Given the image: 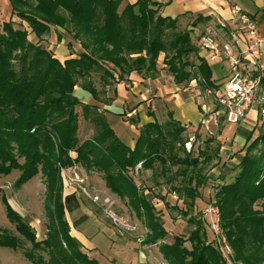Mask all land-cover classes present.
Masks as SVG:
<instances>
[{
	"label": "trees",
	"instance_id": "16d2710c",
	"mask_svg": "<svg viewBox=\"0 0 264 264\" xmlns=\"http://www.w3.org/2000/svg\"><path fill=\"white\" fill-rule=\"evenodd\" d=\"M18 1L31 11L16 10L12 3V14L27 23L30 32L22 24L20 29H14L12 21L0 27V175L19 170L15 186L21 188L42 174L47 188L48 224L46 238L38 240L34 229L3 195L6 215L15 232L0 227V249L18 251L29 243L24 256L32 264H100L81 250V243L70 234L65 220L60 173L80 165L88 172L100 173L108 190L127 202L149 230L145 244L160 242L159 252L167 264H264L261 118L241 149L245 154L234 179L225 184H209L204 164L215 157L211 154L212 139L205 141L197 153L194 144L188 152L186 142L199 135L185 138L188 127L169 112L165 123L154 118L142 125L131 148L99 114L98 104L83 103L76 96L79 87L96 101L106 88L129 83L133 73L144 79H157L162 54V69L167 70L176 85L187 86L196 81L207 93L216 90L213 71L192 41L194 28L210 17L199 16L191 24L192 29L180 31L179 19L163 17L160 4L153 0H137L123 8L125 0ZM52 28L63 29L72 36L79 42L81 52L76 57L73 52L61 61L54 51L44 47L42 39ZM31 33L37 43L29 40ZM95 79L101 90L96 88ZM109 102L103 104L110 105ZM78 107L83 118L96 127L95 134L83 140L79 136ZM259 125L263 131L253 138ZM138 164L143 170L164 177L186 206L185 210L174 206L184 217L195 207L202 189L212 188L213 194L208 192L209 203L220 210V226L233 250L231 262L224 258L217 240L208 239L209 224L201 218L188 219L195 227L188 238L177 235L173 243L163 242L168 232L161 214L133 176ZM161 201L169 207L165 197Z\"/></svg>",
	"mask_w": 264,
	"mask_h": 264
},
{
	"label": "rangeland",
	"instance_id": "374dc122",
	"mask_svg": "<svg viewBox=\"0 0 264 264\" xmlns=\"http://www.w3.org/2000/svg\"><path fill=\"white\" fill-rule=\"evenodd\" d=\"M12 3L16 10L25 12L31 11L27 5L23 2L19 3L18 0H0V27L4 22L12 21L14 29H20L22 24V28L30 32L29 25L15 14H12ZM184 27V25H179L178 30L182 31ZM52 30L58 31L54 28H52L51 31ZM62 34H51L50 32L43 37L41 42L44 47L54 51L55 55L61 61L64 60L63 56L60 55L61 52H59L62 50L61 48H64L63 50L67 54L75 52L76 54L74 57L81 52L79 42L74 41L72 36L65 32H62ZM58 36L60 37L59 39ZM29 40L34 43L38 41L33 33L29 35ZM68 43H71L72 46L70 47ZM60 45L61 47H58ZM56 52L59 53V56ZM161 59L162 58H159V68L161 70L157 80L144 79L139 75L143 81L137 83V86L132 84L131 81H129V83H121L132 98V103L129 104L131 106L128 105L127 108L124 107L120 110L112 107V110L116 113H111L112 111L103 109V107H105L104 105H106L105 103L103 104V101L111 100V102H109L110 105H106L109 108L113 100L115 101L117 89L115 94L114 88L117 84L113 87L106 88L105 93H101L98 100L95 101L92 98L89 102L99 105V114L104 116L106 120H109L110 124L118 118L121 122L127 123L128 130L125 131V133H129L127 137L131 139L129 143H131L132 140L136 142L139 129L141 128L139 125H141V121L145 120L146 110H148V117L150 116V111L153 110L151 113L157 121L160 123L168 121L170 104L168 103L167 105L165 101L161 102L159 96V91L163 86L175 89L181 94L190 92L191 88H189V85L185 86V84H183L178 86L174 83L173 77L168 74L166 69H162ZM224 65L227 69L230 64L225 62ZM95 82L96 88L101 90L96 79ZM159 87L161 89H159ZM186 89L187 91H185ZM147 90L149 91L147 92ZM196 90L199 93H197V96L201 100L200 104L206 103L213 108L215 104L212 94L208 95L207 92L203 91L198 86ZM76 91L78 95L81 96L82 89L78 87ZM140 91L145 93L146 101L143 100L142 102H138V99L137 101L133 100V98L141 96ZM147 101L151 102V107H146L145 103ZM140 104H142L141 111L138 110L136 115L129 117L128 112L132 111L134 108H138ZM77 111L80 115V138L83 140L85 137L93 136L96 132L95 124L83 118L81 107H78ZM255 120H257V117L252 110L247 112L245 121L243 120L238 124L229 125L225 122L224 118H221L217 126L214 124L213 127L209 126V129L214 131V135H209L206 132H204L205 134L200 133L197 129L188 127L187 132L184 133L185 138L196 136V134L199 135V137L196 136V138L191 137L194 139L192 142H190L191 138L186 142L185 149L188 152L191 151L194 144L195 153H197L199 148H204L206 144L205 141L212 139L210 144L212 147L211 154L215 157L210 163L204 164V174L210 178L209 184L211 182L225 184L234 179L239 171L237 165L245 154L244 151L241 152V149L245 144L246 138L252 131L251 123ZM113 125L112 126L115 127V123ZM262 131L263 128L259 125L253 138L258 137ZM132 142V148H134L135 142ZM188 143H191V147H188L190 146ZM20 174L21 172L19 170H15L8 176L0 175V227L15 232V227L9 222L5 206L2 202V196L4 195L12 208L34 229L38 240L45 239L48 224V216L46 213V184L42 178V174H39L21 188H17L15 182ZM133 174L136 183L145 190L146 196L155 204L157 208L156 212H160L159 214H161L164 228L168 232L163 242L171 244L174 242V237L177 235L188 238L195 229L194 225L188 222V219L190 217L196 219L201 218V220H206L209 224V227L206 228L208 239L210 241L217 240L224 258L228 262H231L234 256L233 250L220 226V210L213 203H209L208 192L213 194V190L210 186H206L202 189L201 197L197 199L195 207L190 210L188 217H184L174 206L177 205L179 208H182V210H185L186 206H184L179 198L172 192L169 185L165 182L164 177L153 174L151 170H143L141 164L135 167ZM60 175L63 186L62 200L65 204V220L69 224L70 234L81 243V250L87 253L91 259H96L100 264H150V260H153L152 264H155V262L156 264H167L162 254L159 252L158 245L160 242H158L157 245H147L145 241L144 243L138 241V237L143 234H145L146 240L149 230L145 227L143 221L130 209L126 201H122L108 190L103 176L100 173L95 171L88 172L80 165H74L73 167L62 169ZM161 197H165L169 207L161 201ZM209 207L214 208V211L218 210V222H216V217L214 215L206 213V209ZM113 215L125 221V225L136 226L137 230L128 231L127 228L124 229V224L114 222L112 218ZM186 246L191 248L188 242ZM227 246L231 253L227 252ZM29 247L30 244L26 243L24 249H28ZM24 249L18 251L0 249V264H32L25 258Z\"/></svg>",
	"mask_w": 264,
	"mask_h": 264
},
{
	"label": "built area",
	"instance_id": "2783aa9c",
	"mask_svg": "<svg viewBox=\"0 0 264 264\" xmlns=\"http://www.w3.org/2000/svg\"><path fill=\"white\" fill-rule=\"evenodd\" d=\"M218 25L219 31L207 29L199 34V45L208 52L211 61L230 64V77L226 83L220 87L217 84L216 90L208 92V95L212 94L214 107L206 103L201 106V124L208 131L211 123L218 125L219 118L232 125L242 122L253 107L257 108L258 118L264 121V36L257 21L235 8L231 11V17L218 20ZM193 140L191 138L190 142ZM188 144L191 147V143ZM206 213L214 215L216 222L219 221L218 210L209 207ZM112 218L115 223L124 224L123 228L128 231L137 230L136 226L125 225V221L114 215ZM138 241L144 243L145 234L139 236ZM227 252H230L228 246Z\"/></svg>",
	"mask_w": 264,
	"mask_h": 264
},
{
	"label": "crops",
	"instance_id": "0c3cea01",
	"mask_svg": "<svg viewBox=\"0 0 264 264\" xmlns=\"http://www.w3.org/2000/svg\"><path fill=\"white\" fill-rule=\"evenodd\" d=\"M136 1L137 0H125L121 7L123 8L125 4L135 3ZM153 1L160 4L161 6L160 13L162 14L163 17H170L173 19L178 18L179 19L178 24L184 25L185 26L184 29H192L191 24L199 16L210 17L209 21L203 22L199 24L197 28H194V31L192 34V41H193V46H195V48L197 49L199 56L205 58L206 61L208 62V65L211 67L214 77L216 79V84H218L219 87L223 86L228 80V78L230 77V65L226 69L224 62L210 60L208 52L203 50L199 45L200 32L206 31L207 29H214V30L219 31L218 20L229 19L231 17V11L236 8L254 17L257 21L261 34L264 36V0H153ZM62 32H65V31L63 29H60L59 31L52 30L51 34L58 33L59 35ZM63 40H64V36H63ZM58 47H61V45ZM61 49L62 50L59 52H61L60 55L63 56L64 59L71 54V53L67 54L63 50L64 48H61ZM57 55L59 56V53H57ZM160 58H162L160 61H162L163 63L164 54H162ZM262 64H263V70H264V56L262 57ZM129 80L135 86H137V83H140L141 81H143L137 73H133L129 77ZM196 87H197L196 81H192L189 84V88H191L190 92H187L186 94H181L180 92L178 93V91H176L175 89L163 86L162 89L159 87V89H161L159 91L160 93L159 96L161 98V102L165 101L167 105L168 103L170 104L169 105L170 112L173 114V117L176 121H179L182 125H185L189 128L197 129L200 133L206 132L209 135H214L215 134L214 131H211V130L208 131L207 127L201 124V121L203 118L201 106L203 104L202 105L200 104L201 100L197 96L198 91L196 90ZM115 88L117 89V97L115 98V101L113 100V103L110 108L107 107L106 105H104L105 107H103L104 110L112 111L111 113H116L112 110V107L120 110L124 107L127 108L128 105L132 103V98L129 92L126 91L125 88H123L122 84H118L117 86H115ZM148 91L149 90H147V92ZM185 91H187V89ZM140 92H141L142 98L141 96H139L138 98H133V100L137 101L138 99V102H142L143 100L146 101L145 93H143L142 91ZM81 93L82 94L80 96L78 95L76 91V96L79 98V100L83 103H89L90 100L92 99L91 95L83 90ZM141 105L142 104H140L138 108H134L133 110L129 109L132 111L128 112V116L132 117L133 115H136L138 110L141 111V107H142ZM145 105L146 107H151V102L147 101ZM251 110L255 112V115L258 119L257 108L253 107L252 109H250V111ZM147 112L148 110H146L145 112L146 113L145 120L141 121V125L139 126H142L152 121L155 118L153 116L148 117ZM220 120L221 118H219V122ZM107 121L109 122V120ZM256 121L257 120L251 123L252 129L254 125L256 124ZM114 123H115L114 128L116 129V135L120 139H122L128 146L132 148V143H133L132 141L135 142V140H132L131 143H129L131 140L127 138L129 136V133H125V131L128 130L127 123L121 122L120 119L118 118V119H115V121H113L111 124L109 122V125L112 126ZM229 125H232V124H229ZM210 126L213 127L214 125L211 123ZM85 138H88V137H85ZM152 262L153 260L149 261L150 264H152Z\"/></svg>",
	"mask_w": 264,
	"mask_h": 264
}]
</instances>
